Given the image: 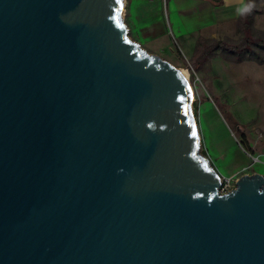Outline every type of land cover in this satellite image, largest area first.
Instances as JSON below:
<instances>
[{
	"label": "water",
	"instance_id": "95a60500",
	"mask_svg": "<svg viewBox=\"0 0 264 264\" xmlns=\"http://www.w3.org/2000/svg\"><path fill=\"white\" fill-rule=\"evenodd\" d=\"M123 9L0 0V264H264V176L220 193L189 76Z\"/></svg>",
	"mask_w": 264,
	"mask_h": 264
},
{
	"label": "rangeland",
	"instance_id": "374dc122",
	"mask_svg": "<svg viewBox=\"0 0 264 264\" xmlns=\"http://www.w3.org/2000/svg\"><path fill=\"white\" fill-rule=\"evenodd\" d=\"M127 2L122 18L129 38L150 55L188 73L201 139L198 153L220 176L233 180L264 176V64L238 61L222 51L203 59L204 48H200L202 43L213 41L238 42L241 24L236 21L217 27L215 34L197 35L186 43L173 36L169 43L146 42L130 23ZM253 12L255 37L264 40V0L255 2ZM244 142L249 152L242 146Z\"/></svg>",
	"mask_w": 264,
	"mask_h": 264
},
{
	"label": "crops",
	"instance_id": "0c3cea01",
	"mask_svg": "<svg viewBox=\"0 0 264 264\" xmlns=\"http://www.w3.org/2000/svg\"><path fill=\"white\" fill-rule=\"evenodd\" d=\"M130 23L146 42L215 34L217 27L239 20L249 0H127ZM218 2H221L218 5ZM124 12L126 0H124Z\"/></svg>",
	"mask_w": 264,
	"mask_h": 264
},
{
	"label": "trees",
	"instance_id": "16d2710c",
	"mask_svg": "<svg viewBox=\"0 0 264 264\" xmlns=\"http://www.w3.org/2000/svg\"><path fill=\"white\" fill-rule=\"evenodd\" d=\"M217 6V1L210 0ZM258 0H249L248 6L242 16L237 21L241 24L242 37L238 42L213 41L208 43H200V48H204L203 59H208L213 53L222 51L225 54L235 57L238 61L246 59L254 60L260 64H264V40L256 38L253 31L255 2ZM221 2H218L220 5ZM247 152H249L246 142L242 143Z\"/></svg>",
	"mask_w": 264,
	"mask_h": 264
},
{
	"label": "built area",
	"instance_id": "2783aa9c",
	"mask_svg": "<svg viewBox=\"0 0 264 264\" xmlns=\"http://www.w3.org/2000/svg\"><path fill=\"white\" fill-rule=\"evenodd\" d=\"M253 159L255 160V162L261 161L260 159L257 158H253ZM248 168H246L245 170H247ZM221 180H222L221 189H220L221 194H227L237 188V180H233L232 178L223 177V176H221Z\"/></svg>",
	"mask_w": 264,
	"mask_h": 264
},
{
	"label": "bare ground",
	"instance_id": "6f19581e",
	"mask_svg": "<svg viewBox=\"0 0 264 264\" xmlns=\"http://www.w3.org/2000/svg\"><path fill=\"white\" fill-rule=\"evenodd\" d=\"M123 5H124V0H123ZM125 7V6H124ZM123 13H125L124 12V9H123V11H122V16H123ZM130 40H131V38H130ZM187 75H188V73L186 72V71H184Z\"/></svg>",
	"mask_w": 264,
	"mask_h": 264
},
{
	"label": "snow or ice",
	"instance_id": "6c2138e0",
	"mask_svg": "<svg viewBox=\"0 0 264 264\" xmlns=\"http://www.w3.org/2000/svg\"><path fill=\"white\" fill-rule=\"evenodd\" d=\"M193 135H195V133H193Z\"/></svg>",
	"mask_w": 264,
	"mask_h": 264
}]
</instances>
